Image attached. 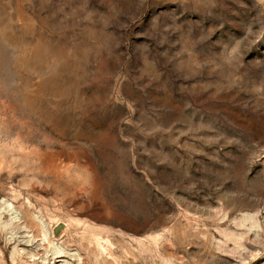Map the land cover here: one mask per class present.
<instances>
[{
  "label": "rangeland",
  "instance_id": "rangeland-1",
  "mask_svg": "<svg viewBox=\"0 0 264 264\" xmlns=\"http://www.w3.org/2000/svg\"><path fill=\"white\" fill-rule=\"evenodd\" d=\"M0 264H264V0H0Z\"/></svg>",
  "mask_w": 264,
  "mask_h": 264
}]
</instances>
